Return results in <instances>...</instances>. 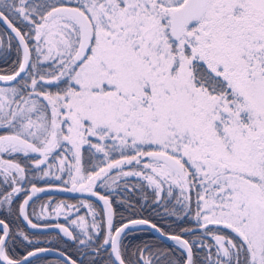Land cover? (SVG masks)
Wrapping results in <instances>:
<instances>
[{
    "label": "snow or ice",
    "instance_id": "1",
    "mask_svg": "<svg viewBox=\"0 0 264 264\" xmlns=\"http://www.w3.org/2000/svg\"><path fill=\"white\" fill-rule=\"evenodd\" d=\"M0 24L16 54L0 74V264L53 250L22 224L105 264H264V0H0ZM121 189L142 208L150 189L174 229L130 199L117 219ZM53 192L95 200L37 211ZM148 230L172 248L130 251Z\"/></svg>",
    "mask_w": 264,
    "mask_h": 264
},
{
    "label": "trees",
    "instance_id": "2",
    "mask_svg": "<svg viewBox=\"0 0 264 264\" xmlns=\"http://www.w3.org/2000/svg\"><path fill=\"white\" fill-rule=\"evenodd\" d=\"M5 31V27L0 24V33H3ZM2 46V45H0ZM16 60V54L15 50H8L6 45H3L2 48H0V74H9L12 71L13 67V61ZM3 158L9 159L11 157L4 156ZM38 186H43L44 181L37 180ZM132 182H135V178H132ZM102 193H107L108 191H104L100 189ZM149 195V200L147 202V205H145L143 208L141 205L143 204V201H139V198L143 195L142 192L136 191L134 193H129L124 190H118L115 193H111L112 199H113V207L117 213V219L120 218L121 215L128 216L130 214L129 209L125 207V205L118 203L119 200H127L130 199L132 203L136 204V217L140 218L141 216L144 218H149L153 222L161 225L164 227L165 231H172L174 229V226L178 221L175 220L174 217L170 216H164L163 215V208H157L155 205L151 202V190H147ZM55 199L60 200H67L69 203H77L79 199L82 198H67L63 196H53ZM48 199V196L41 197L36 201V209L39 211V205L42 202H45ZM85 199V198H84ZM92 200V199H89ZM173 203V202H172ZM172 204H169V207H171ZM0 213L3 214H9V209L7 206L0 207ZM84 212L81 210L80 214H83ZM10 219H14L13 216L9 215ZM34 222H40L36 218H34ZM55 222V221H52ZM61 223H64L63 219L61 218ZM22 223V222H17ZM194 222L192 221H185L184 226H191ZM24 229L29 232L31 235V238L38 242L39 247H51L55 248L61 251L67 252V254L71 255L73 259H76L77 262L80 264H91L93 259L96 260L97 264H105V262L108 260V256L106 252H101L99 255H96L92 251L86 249L84 246L74 245L71 241H66V238H64L62 235L59 236V239H57L58 233H38L33 232L26 228L24 224H22ZM171 226V227H170ZM15 227V224L13 225ZM208 242H211V238H208ZM147 243L153 247V249H163V250H170L172 248V244L168 242H164L157 238L151 231H142V232H134L130 234L127 239L125 240V244L130 246L131 248L135 245ZM25 247L26 242L24 245L18 246L16 250H14V255L19 256L21 254H25ZM34 250V249H29ZM178 256V253H177ZM173 258V257H170ZM35 264H59L60 260L54 259L51 257H40L39 259H34Z\"/></svg>",
    "mask_w": 264,
    "mask_h": 264
},
{
    "label": "water",
    "instance_id": "3",
    "mask_svg": "<svg viewBox=\"0 0 264 264\" xmlns=\"http://www.w3.org/2000/svg\"><path fill=\"white\" fill-rule=\"evenodd\" d=\"M3 25V24H2ZM4 26V25H3ZM5 27V26H4ZM2 83V82H0ZM46 186V185H44ZM63 196V197H68V198H80V197H83V198H91V199H94V197H89L87 196V194H80V193H64V192H53V193H44V194H40V198L41 197H45V196ZM26 226V228H28V226L26 224H24ZM29 230L33 231V232H38V233H50L49 231L47 230H33V229H30L28 228ZM151 231V230H150ZM157 238H159L160 240L164 241V242H168V243H171L172 242L170 240H167L165 239L164 237H161L158 233L154 232V231H151ZM58 233V230L57 232ZM48 249H53L52 251H48V252H45V253H42L40 254V256H52L54 258H57L59 260H63V257H61L59 255V251L61 250H58V249H55V248H48ZM34 259V258H33ZM77 264H80L79 262H77Z\"/></svg>",
    "mask_w": 264,
    "mask_h": 264
},
{
    "label": "rangeland",
    "instance_id": "4",
    "mask_svg": "<svg viewBox=\"0 0 264 264\" xmlns=\"http://www.w3.org/2000/svg\"><path fill=\"white\" fill-rule=\"evenodd\" d=\"M3 46V45H2ZM2 46H0V48H2ZM44 186V185H43ZM102 190H104V191H108V190H106V189H102ZM80 198H82V199H84L83 197H80ZM173 203H174V201H173ZM84 213L83 214H85L86 213V209H81ZM91 219V217H89V220ZM56 233V232H55Z\"/></svg>",
    "mask_w": 264,
    "mask_h": 264
},
{
    "label": "flooded vegetation",
    "instance_id": "5",
    "mask_svg": "<svg viewBox=\"0 0 264 264\" xmlns=\"http://www.w3.org/2000/svg\"><path fill=\"white\" fill-rule=\"evenodd\" d=\"M68 198V197H67ZM85 199H89V198H85ZM43 248H51V247H43ZM40 257H51V258H54V257H52V256H40ZM34 259H36V258H34ZM54 259H57V258H54ZM59 260V259H58ZM61 261V260H60Z\"/></svg>",
    "mask_w": 264,
    "mask_h": 264
},
{
    "label": "bare ground",
    "instance_id": "6",
    "mask_svg": "<svg viewBox=\"0 0 264 264\" xmlns=\"http://www.w3.org/2000/svg\"><path fill=\"white\" fill-rule=\"evenodd\" d=\"M89 199H91V198H89ZM92 200H94V199H92ZM150 231V230H149Z\"/></svg>",
    "mask_w": 264,
    "mask_h": 264
}]
</instances>
